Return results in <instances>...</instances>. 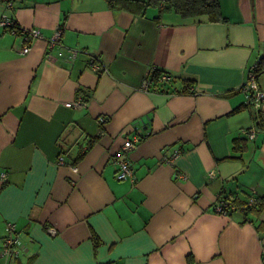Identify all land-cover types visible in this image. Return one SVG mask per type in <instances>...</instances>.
<instances>
[{
    "label": "crops",
    "instance_id": "obj_1",
    "mask_svg": "<svg viewBox=\"0 0 264 264\" xmlns=\"http://www.w3.org/2000/svg\"><path fill=\"white\" fill-rule=\"evenodd\" d=\"M161 6L0 1V19L43 36L0 24V250L7 221L21 245L0 264H264V99L255 109L241 90L264 58V0H219L218 20ZM153 68L171 79L145 91ZM250 195L256 210H215Z\"/></svg>",
    "mask_w": 264,
    "mask_h": 264
},
{
    "label": "built area",
    "instance_id": "obj_2",
    "mask_svg": "<svg viewBox=\"0 0 264 264\" xmlns=\"http://www.w3.org/2000/svg\"><path fill=\"white\" fill-rule=\"evenodd\" d=\"M4 2L7 6H10V0H0ZM0 24L4 25L5 27L11 29L12 31L16 32L17 28L13 26V20L6 14L3 13L2 17L0 19ZM18 32L24 36L26 39H42L43 36L38 28L32 27L29 29H22L18 26ZM60 35V28H57L54 32L53 36L46 39V45L52 46L59 38ZM30 49L28 44L23 45L22 52L26 53ZM78 51L73 48L67 49V56L69 58H73L76 56ZM59 54H62V52H59ZM89 66L95 70V71H102L104 70L103 65L99 61V58L96 55H91L89 57L88 61ZM170 76L162 72L156 82L161 81H169ZM142 89L145 91H149L151 89H157L156 85H154L150 80V71L147 73L145 78L142 82ZM241 90L244 92L246 97V102L250 103L255 109H258L261 105L262 100L264 99V91L258 86V83L256 81V73L254 71V67L251 66L245 81L241 85ZM85 104L84 98L81 96L77 97L73 101L65 102V105L67 106H74V107H80ZM104 120V119H102ZM248 137L254 136V130L253 129H247L244 131ZM139 141V136L137 135H131L124 137L121 152L119 156L116 158V172L115 176L119 180H124L132 177L133 174V168L129 163V160L126 157V153L133 149L136 145V143ZM179 150L175 149L170 156H164L163 160L166 163H172V161L176 158L178 155ZM209 175H213L212 172H209ZM5 177V173L0 174V178L3 179ZM256 198L254 196H249L246 201V206H250L256 203ZM215 210L219 213L228 214L230 211L235 210V203H233L230 199L226 197H220L215 205ZM7 229L9 230L8 234L3 238L2 247L0 250V254L6 257H13L16 256L19 252L20 248V240L16 233L15 224L11 221L6 222ZM262 257L264 260V249L262 250Z\"/></svg>",
    "mask_w": 264,
    "mask_h": 264
},
{
    "label": "trees",
    "instance_id": "obj_3",
    "mask_svg": "<svg viewBox=\"0 0 264 264\" xmlns=\"http://www.w3.org/2000/svg\"><path fill=\"white\" fill-rule=\"evenodd\" d=\"M106 1L110 6L116 5L134 11H142L148 5L160 4L162 5L161 6L162 9H172L175 12L179 13L182 17L205 16V18L208 20H218L221 18L219 0H106ZM13 26L17 28L16 32H18V25L14 21H13ZM252 66L254 67V71L256 73V81H257L258 75L260 74V72L263 70L264 67V58H259ZM162 72L163 71L158 68L151 69L150 80L154 85L157 84L156 80ZM173 79L174 77L172 78V80ZM181 81L185 83H190V80L185 78H181ZM246 104H250V103L246 102ZM89 145L90 143L88 142L86 147H89ZM83 153H84L83 151L79 150L76 157L72 159V163H75L79 158H81L83 156ZM246 201L240 202L237 199H235V201L232 200V202L235 203V211L237 210V211L246 212L257 209L255 207V204L258 203L257 201L255 204L250 206L245 205ZM259 204L261 203L259 202Z\"/></svg>",
    "mask_w": 264,
    "mask_h": 264
}]
</instances>
